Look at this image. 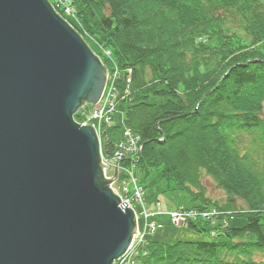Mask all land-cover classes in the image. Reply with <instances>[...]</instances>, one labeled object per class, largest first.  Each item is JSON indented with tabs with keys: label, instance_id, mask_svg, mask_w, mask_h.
Listing matches in <instances>:
<instances>
[{
	"label": "trees",
	"instance_id": "obj_1",
	"mask_svg": "<svg viewBox=\"0 0 264 264\" xmlns=\"http://www.w3.org/2000/svg\"><path fill=\"white\" fill-rule=\"evenodd\" d=\"M75 19L111 51L109 71L132 70L125 125L108 130L106 154L128 128L142 138L145 176L160 170L190 207L212 203L205 176L228 197L212 203L224 212L217 225H189L212 240L148 241L145 264H264V0H91Z\"/></svg>",
	"mask_w": 264,
	"mask_h": 264
},
{
	"label": "water",
	"instance_id": "obj_2",
	"mask_svg": "<svg viewBox=\"0 0 264 264\" xmlns=\"http://www.w3.org/2000/svg\"><path fill=\"white\" fill-rule=\"evenodd\" d=\"M107 77L49 0H0V264H114L130 249L118 165L105 177L94 126L73 118Z\"/></svg>",
	"mask_w": 264,
	"mask_h": 264
},
{
	"label": "rangeland",
	"instance_id": "obj_3",
	"mask_svg": "<svg viewBox=\"0 0 264 264\" xmlns=\"http://www.w3.org/2000/svg\"><path fill=\"white\" fill-rule=\"evenodd\" d=\"M49 1L52 3V6L54 7V9L57 12H59V14L61 15L62 13H60L59 7H58L59 0H49ZM90 2H91V0H78L74 6H75L76 10H82ZM76 14H77V12L70 15L69 18L76 21V19H75ZM65 20L74 28V26L70 23V21L68 19L65 18ZM79 34L84 38V40L86 38L85 41L88 43L90 48L94 52H96V54L98 56H99V53L100 54L103 53V55L100 56V59L102 60V62L104 64L103 59H106L105 54H104L105 50L99 43L101 40L100 36L95 35L94 37H90L89 35L86 34V32H81ZM220 42H221V37H218V38L213 40V43H215V44H219ZM107 72L109 73V69L107 70ZM112 73H114V71ZM122 89H123V92H125V93L130 92V84L126 88H122ZM87 104H89V103H87ZM82 107L74 114L73 118L75 121L80 122V112L82 110ZM124 110H125V105L121 104L119 114L122 115ZM262 117L264 118V112L262 113ZM115 125H123L124 126L125 120H124V122L121 123V122H118L117 118H116L114 120V123L111 124L110 126L113 128V126H115ZM97 126H98V123H97ZM125 130H130V129H128V128L123 129V134H122L121 139H119L115 143V149L117 148V146L119 145V143L123 139V135H124ZM96 132H97L98 137H99V135H100L99 127H98V131L96 129ZM108 135H109L108 130H105V136H104V134H103V137L100 136V141H102V144H103L102 145V151H103V154L105 156L104 161L102 159L103 163L104 162L106 163V159L109 160L112 158L111 154H106V150H105V137L107 138ZM137 135H139V134H137ZM255 136H256V134H254L252 137H249V136L246 137V142H245L246 148L249 146L251 147L252 141H254ZM141 145L143 148L144 144L142 143V138H141ZM124 164H126V162H124ZM150 171H151L150 174H147L145 176L144 175L145 171L144 170L140 171V169H138V168L136 169V166H134V168L132 170V173L134 172V177H136L138 179V182H139V180L141 181L142 187H143V185L145 187V190H143V195H142V197L144 198L143 203H137V201L132 202L131 196H129L127 194V192L130 191V189L133 188L134 185L132 183H129V181H130L129 175L130 174L125 173L124 170L119 171L120 173L117 170V174L118 175L120 174V175L111 184V188L112 189H113V187L115 188V190L118 192V194L120 195L123 202L124 201L127 202V200H129L131 202V203L128 202L129 206L135 211V214H138V216H139L140 222L139 221H137V222H139V224H140V234L137 236L136 240H138L141 237V235H143V234H144V236H146L147 241H155V242L166 243V244H175L176 242H179V241L199 242V241L212 240L216 236L214 232L210 233L208 231H199V230H196V229L191 228L190 226L186 225V223H184L183 225H176L173 223L172 218L170 216V214L173 212L172 208H180L182 206L190 207L189 206L190 197H189L188 193H186V192L170 190V189L168 190V188H167L168 181L166 179L162 178L160 170L152 169ZM105 173H106V168H104V174ZM114 174H115V168L113 165H110V167L107 171V174H105V177L109 178V177L114 176ZM123 181H126V183H127V184H125L124 188H123ZM203 181H204L206 189H207L206 195L208 198L212 199V203L216 202V201H219L220 203L226 202V200L228 199L226 193L221 188L217 187L216 183L212 180V178H210L209 176H205ZM156 201H160V207L161 208L160 207L155 208L153 206V207H150L149 209H147V207L144 206V204H146V203L154 204ZM212 203H209L211 205H207L206 208H210L212 206H215V205H212ZM236 203H237V208H239V209H246L247 208L246 203L241 199H236ZM157 213H158V216L161 213L164 214L162 216L157 217L159 222L163 223V227L153 230L149 224V222L152 218H150L149 220H147V218L151 217L150 215H156ZM219 215L217 214L214 219H207L211 223L210 224L211 227L218 224V222L220 221ZM136 219H137V217H136ZM205 219L206 218L201 217L200 219L193 220L192 222H193V224H196L197 223L196 221H198V220L203 221ZM221 221L224 222V220H221ZM192 222H189L188 224H191ZM224 223L228 224V221L224 222ZM245 223H246V218L241 217V216L235 217L231 222L233 227H241ZM134 240H135V238H134ZM134 242H136V241H134ZM257 258H264V256L257 255Z\"/></svg>",
	"mask_w": 264,
	"mask_h": 264
},
{
	"label": "built area",
	"instance_id": "obj_4",
	"mask_svg": "<svg viewBox=\"0 0 264 264\" xmlns=\"http://www.w3.org/2000/svg\"><path fill=\"white\" fill-rule=\"evenodd\" d=\"M58 6L63 9V13L66 16L71 15L74 11V8L66 0L60 1ZM104 54L106 58H110L111 56L110 51H105ZM113 71L114 73H112ZM131 73L132 70L128 69V75L125 78V81L127 83L126 87L129 85L131 81V77H130ZM120 76H121L120 70L117 66H115L114 69L109 71L106 88L98 104L95 106L84 105L80 112V122L77 121L81 125H86L87 123H89L92 126H94L95 130L97 129V131L99 127V132H100L99 141H100V136L103 137V134L105 136V130H107L108 126L113 124L114 120L117 118L119 104L128 96L127 93L123 92V89H120V85L118 83V79ZM119 121L122 123L123 117L120 118ZM102 145H103L102 141H100L101 156L104 161L105 156L102 151ZM141 149H142L141 137L139 135L132 133V131L130 130H125L123 139L111 154L112 158L109 160L105 158L106 163L109 165V167L110 165H113L114 168L116 169V166L118 165L117 167L118 172L124 170L125 173L130 174L129 183H132L134 186L133 188L130 189V191L127 192V194L131 196L132 202L137 201V203H143L144 200V198L142 197L143 187L138 182V179L134 177V172L132 173V170L136 164L135 163L136 158L142 151ZM125 159L127 160L125 161L126 164L124 163L121 164V162ZM109 167L106 169L105 174H107ZM125 184H127L126 181H123V188ZM128 202L130 201L127 200L126 203L128 204ZM144 206H146L147 209L150 208V206H148L147 203L144 204ZM158 213L156 215H158ZM218 213L219 212L215 208L209 210L189 209V210H174L170 214V216L174 224L180 225V224L188 223L190 220L200 219L201 217L208 219L210 217L216 216ZM156 215H150L151 217L147 218V220L152 218L149 224L153 230L162 227V225L157 220H155ZM139 234H140V228L138 226L137 236ZM134 241L130 249L127 251V253L124 256H122L120 259L115 261L114 264H143L139 256L141 251V245H143L145 242L144 234L141 235V237L138 240H136L135 238Z\"/></svg>",
	"mask_w": 264,
	"mask_h": 264
},
{
	"label": "bare ground",
	"instance_id": "obj_5",
	"mask_svg": "<svg viewBox=\"0 0 264 264\" xmlns=\"http://www.w3.org/2000/svg\"><path fill=\"white\" fill-rule=\"evenodd\" d=\"M122 203H124L123 201H121V204ZM127 207H128V205H127ZM121 208H123L122 206H121ZM124 209V208H123ZM136 217H137V221H139V216H138V214H136ZM140 222V221H139ZM139 222H138V226H139V228H140V224H139ZM138 234V233H137ZM137 234L134 236V238H137ZM134 241V240H133ZM132 246V245H131Z\"/></svg>",
	"mask_w": 264,
	"mask_h": 264
}]
</instances>
